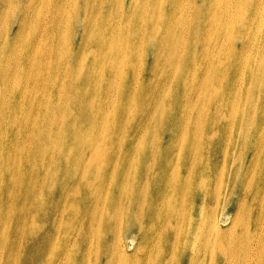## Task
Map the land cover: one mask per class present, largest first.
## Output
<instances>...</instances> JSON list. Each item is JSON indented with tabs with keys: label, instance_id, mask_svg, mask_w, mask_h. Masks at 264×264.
Returning a JSON list of instances; mask_svg holds the SVG:
<instances>
[{
	"label": "rangeland",
	"instance_id": "rangeland-1",
	"mask_svg": "<svg viewBox=\"0 0 264 264\" xmlns=\"http://www.w3.org/2000/svg\"><path fill=\"white\" fill-rule=\"evenodd\" d=\"M181 1L0 0V264H41L58 257L70 264H155L159 244L167 253L164 237L157 233L144 243L142 233L149 228L135 231L131 213L119 222L116 211L143 195L135 183L142 167L161 168L160 161L172 158L167 150L176 164L187 153L176 114L192 112L201 83L221 71L229 104L215 97L203 113H216L217 101L233 106L224 119L240 108L253 122V134L263 126L256 108L264 106V94L251 89L261 84L263 73L243 71L237 54L246 49L244 38L252 40L248 56L257 47L264 8L236 13L230 0ZM182 10L188 16H181ZM174 28L185 30L175 37ZM216 53L229 63L216 69ZM148 105L164 108L162 125L154 126L160 117L152 122L145 116ZM191 130L224 134L222 122L201 119ZM242 131L234 119L227 135ZM238 154L237 146L225 144L219 162L229 165ZM125 163L132 165L129 187L114 206L106 192H122ZM210 172L206 182L215 186L217 169ZM145 212L142 223L148 226L153 220L140 211ZM128 223L135 232L131 253L123 257L116 239ZM153 227L163 231L167 218ZM177 238L182 235L172 241Z\"/></svg>",
	"mask_w": 264,
	"mask_h": 264
},
{
	"label": "bare ground",
	"instance_id": "bare-ground-1",
	"mask_svg": "<svg viewBox=\"0 0 264 264\" xmlns=\"http://www.w3.org/2000/svg\"><path fill=\"white\" fill-rule=\"evenodd\" d=\"M186 1L188 0L181 2ZM230 1L233 4L229 7L236 13L248 8L259 13L264 8V0ZM180 15L188 16L185 10H182ZM184 30L185 28H174L175 37L181 35ZM255 38L258 39L257 47L252 50L250 56L246 51L252 45V40L243 39L246 49L238 52L237 59L242 64L243 71L261 72L264 78V25ZM215 55L216 69L222 64L229 63L225 55L219 53ZM225 78L226 75L221 71L214 72L212 82L201 83L203 85L199 87L200 97L197 96L200 99L192 112L183 114L181 109L176 114L174 121L185 132V138L188 140L187 153L179 158L178 164L174 163L172 151L167 150L165 153L172 158L164 163L160 161L161 168L157 169L152 163L142 167L135 183L143 190V195H139L134 204L128 203L122 210L116 211L117 216L121 215L119 222H123V215L126 212L131 213L138 223L135 231L149 228L142 233L145 237L144 243H150L157 233L160 240L164 237L161 243L167 253L165 254L159 244L160 256L155 264L158 260H163L158 264H264V106L256 108L263 126L258 132L254 131V134L253 122L249 123L240 108L231 118L224 119V111L232 109L233 106H220L216 101V113L204 114L203 107L211 103L215 97H219L222 104L228 106L229 103L225 101L223 93L225 89L221 84ZM211 89L212 93L208 94ZM251 89H257L259 93L264 94V79L261 84L260 82L251 84ZM248 97L249 89L245 94V98ZM144 114L152 122L160 117L157 123L154 122V126L162 125L166 121L163 107L153 108L152 105H148ZM200 119L209 125L222 122L223 136H218L215 131L209 135L207 132L199 135L197 130H191L194 124H199ZM234 119L243 127V131L237 136H228L227 130ZM231 143L239 148L238 156L229 165L226 159L220 164L219 158L224 145L229 148ZM181 162H184V168L180 166ZM131 167L132 165L125 163L120 169L119 185L122 186V192L117 196H111L108 191L106 192L109 204L116 206L125 198L129 187V183L126 182ZM214 168L217 169L215 184H222L219 194L214 193L216 185L206 182L210 180V171ZM225 174L231 176L228 182ZM149 182L153 185H149ZM101 191L104 194L103 187ZM235 198L237 202L232 209L229 205L234 204ZM249 201L250 206L247 207L246 202ZM142 208L153 220L151 225H143L146 212L140 213ZM225 212L230 213L229 217H225ZM163 216L167 218V227L159 232V227L153 226L161 223ZM123 225L125 235L121 233L118 236L116 246L119 248V254L124 257L131 253L129 252L132 249L131 235L135 231L131 228V223ZM178 234L182 235V240L177 238L172 241V237H177ZM141 246L140 243L139 247ZM101 252H104V248L98 253ZM142 256L143 253H138V257ZM41 264L70 263L68 259L58 257L53 262ZM106 264L111 263L108 261Z\"/></svg>",
	"mask_w": 264,
	"mask_h": 264
}]
</instances>
